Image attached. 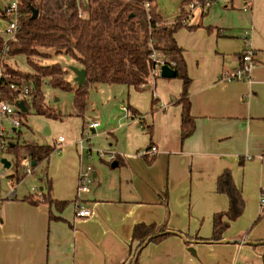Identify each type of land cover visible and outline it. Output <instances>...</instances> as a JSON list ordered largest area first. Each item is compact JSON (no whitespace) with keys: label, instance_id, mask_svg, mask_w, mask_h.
I'll return each mask as SVG.
<instances>
[{"label":"crops","instance_id":"0c3cea01","mask_svg":"<svg viewBox=\"0 0 264 264\" xmlns=\"http://www.w3.org/2000/svg\"><path fill=\"white\" fill-rule=\"evenodd\" d=\"M189 25L200 27L182 29L175 39L191 79L194 134L182 142V106L176 103L181 80L161 78L159 72L143 92L127 87L124 115L108 133L121 147L118 167L125 173L118 178L105 167L94 171L97 186L81 195L93 211L87 219L75 217L81 161L78 165L72 152L47 173L52 198L71 202L63 213H54L64 221H50L48 205L23 200L40 198L45 187L39 194L19 196L15 191L13 199L0 203V264H122L135 244V226L143 223L165 225L191 240L186 244L175 235L148 244L138 264H264V0H217L205 13L195 9ZM246 50L255 64L251 80H229ZM75 68L83 69L79 64ZM87 116L78 131L71 125L73 140L60 136L55 147L61 137L73 146L79 133L96 134L101 126L91 128L98 122ZM147 127H152L151 136ZM152 147L155 154L141 155ZM147 159L153 162L149 165ZM69 168L70 178H63L61 172ZM226 170L242 191L246 209L222 242L207 243L214 215L229 206L217 192V180Z\"/></svg>","mask_w":264,"mask_h":264},{"label":"trees","instance_id":"16d2710c","mask_svg":"<svg viewBox=\"0 0 264 264\" xmlns=\"http://www.w3.org/2000/svg\"><path fill=\"white\" fill-rule=\"evenodd\" d=\"M207 1L182 0L179 15L171 27L158 12L154 0H18L20 18L15 38L5 40L0 34V103L17 106L23 102L27 112L17 111L16 114L21 125L31 111L37 116L62 120L65 116L45 103L43 86L47 84L53 89L73 92L76 115L84 120L91 93L99 85H123L143 92L155 69L156 62L152 55L156 54L157 59L173 69L176 78L183 83L176 103L182 106L181 139L185 142L194 134L196 124L191 114V79L184 50L177 44L175 35L182 29L194 31L200 27L189 25L188 7L192 3L201 4L205 13L207 9L204 5ZM147 4H150L149 10L146 9ZM33 10L38 12L36 19L32 18ZM2 20L10 22L5 11L0 14V22ZM42 50H51L57 55L65 54L76 60L87 72L86 83L78 87L70 82L68 72L59 64H38L34 59L52 57ZM19 55L27 57L33 72H24L5 63L6 58ZM129 109L134 115L138 114L136 110ZM146 130L151 136L152 127ZM12 131L13 141L8 144L7 153L14 157L11 164V167L14 165V174L11 178H16L19 183L26 176L20 173L24 161H30L31 165L34 163V170L41 163L48 162L56 148L28 141L20 143L21 133L18 129ZM146 161L149 165L153 162L148 159ZM115 162L121 165L118 159ZM217 192L228 198L229 206L227 211L214 215L212 236L204 240L207 243L222 242L231 224L238 221L246 209L242 191L236 185L231 171L226 170L219 176ZM51 193L52 182L47 176L45 192L41 198L29 195L23 200L32 206L48 205L50 221H64L54 213H63L71 202L56 201ZM175 235H182L186 244L191 240L188 235L169 230L165 225L138 224L132 236L135 244L130 247L128 259L122 264H138V255L144 247L148 244L159 245Z\"/></svg>","mask_w":264,"mask_h":264},{"label":"rangeland","instance_id":"374dc122","mask_svg":"<svg viewBox=\"0 0 264 264\" xmlns=\"http://www.w3.org/2000/svg\"><path fill=\"white\" fill-rule=\"evenodd\" d=\"M85 1V0H84ZM14 0H0V14L5 11L6 7L11 5ZM182 0H154V4L158 8V12L164 16L165 20L174 21L175 18L179 15L181 8ZM190 4L188 7L189 16L188 22L193 18L194 8ZM2 25L0 26V33L4 31L7 27V23L2 20ZM168 26H173V23H167ZM42 52L50 53L52 57L49 58H36L34 59L38 64L42 66H50L53 64L61 65L64 70L68 72L67 78L70 82L75 84L73 79L74 72L73 68L77 67V61L65 54L57 55L54 51L51 50H42ZM5 63L12 68H18L24 72H33V68L29 65L27 57L24 55L15 56L12 58H6ZM0 70L2 67L0 66ZM160 79V78H159ZM179 80V79H178ZM180 81V80H179ZM43 93L45 96V103L54 109L56 112L65 116L62 120H53L46 117L37 116L30 112V115L26 119L22 120L21 127L18 128L21 136L19 138L20 143L28 141L31 143H36L39 145H53L55 146L57 139L60 136L68 137L69 141L73 140V131L71 125L74 129L78 131L82 126V120L76 115V109L74 106V93L66 92L62 90L53 89L47 84L43 86ZM127 87L123 85H99L91 93L90 102L87 108V118L92 121H97L98 125L101 128L92 134L90 131H87L84 135L78 134V137L75 139L73 146H70V142L67 141L63 144V147L55 150L51 156V165L48 162L41 163L36 167L30 174L26 173L24 166L20 169L21 174H26L25 178L18 183L17 179L12 177L14 174V165L9 170L4 169L2 165V160L7 159L11 164L14 162V157L7 153V148L0 151V177L4 173L6 177L0 178V196L6 198L13 190L20 196L23 193L39 194L41 193V187L46 188L47 183V173L50 171V168L54 169L59 166V162L64 160L70 152L72 156H76L77 163L80 162V150H79V141L83 140L86 146L91 148V156L88 157L85 151V158L83 159L82 166H90L93 171L102 172L104 167L107 170V174L113 175L115 177H121L125 173L124 167L112 168L111 164L114 162H109L107 159L102 160L99 154H105L106 157L109 154H114L115 157L117 154H121V147L115 142L114 138L109 135L110 129L113 128V125L117 124V120L121 118L123 112L121 111V106L127 101ZM2 122V123H1ZM3 125V126H2ZM1 126L4 128L5 137H7L6 143L9 144L12 142L13 129L11 123L5 117L0 116V131ZM7 135V136H6ZM72 148L70 150L69 148ZM57 148V146L55 147ZM142 155V153H141ZM117 158V157H116ZM70 170H63L61 173L64 174L63 178H70ZM79 172V170H78ZM62 176V175H61ZM94 180V179H93ZM10 181H13L14 186H11ZM96 181V180H95ZM98 181V180H97ZM95 182L89 185V190H93L94 186H97ZM78 186V182L76 181ZM76 186V192L77 187ZM82 196H85L82 194ZM41 198V197H40ZM39 198V199H40Z\"/></svg>","mask_w":264,"mask_h":264},{"label":"built area","instance_id":"2783aa9c","mask_svg":"<svg viewBox=\"0 0 264 264\" xmlns=\"http://www.w3.org/2000/svg\"><path fill=\"white\" fill-rule=\"evenodd\" d=\"M212 2L213 0H208L205 3L204 7L206 9H209L213 5ZM149 8H150V4H147L146 9L149 10ZM192 8H194V10L197 8H200L202 10V5L193 4ZM5 13L10 18V22L7 23V27L0 34L4 36L5 40H13L18 30V21L20 18V13L18 11V0H14V2L11 5L6 7ZM152 58L156 62L155 69L153 70V73H152V76H154L157 72L161 71V68L163 66H167V65L165 64L164 61L158 60L156 54H153ZM240 62H241L240 67L237 69V71H235L229 77V80L231 81H244V80L250 81L252 77V71L255 67V64L253 61V53L250 50L244 51V53L241 56ZM12 88H14V86H12ZM17 111H19L17 106H12L8 103H0V116L8 119L14 130H17L19 127H21L20 120L16 118ZM98 126L99 125L97 123H94L91 125V128L96 129ZM6 140H7V137H5L4 128H1L0 151L8 147ZM64 141L65 140L62 137L58 140L59 145H57L56 150L57 149L61 150V144H63ZM78 145H79V150H80L81 167L78 173V188H77V195H76V200H75V217L77 219H87V218L92 217L93 211L83 204L81 200V195L88 192L89 185L93 182V179H94V171L90 166H87L86 168L82 166L83 159L85 158V151H86L87 156L90 157L91 148L89 146H86L83 140L79 141ZM156 152H157V148L152 147L150 150L142 152V155L155 154ZM99 156L102 160L107 159L109 162H113L117 159L116 158L117 156L115 157L114 154H109V156L106 157V155L102 153V154H99ZM23 166L27 168L26 169L27 174H30L32 172V165L30 161L28 160L24 161ZM1 177H6V174L3 173ZM10 184L11 186H14V183H12V181H10ZM15 196H16L15 190H13L11 194H9L6 198H2L0 196V203L4 201L5 199H13ZM261 203L263 207L262 209L264 210V206H263L264 199L263 198L261 200Z\"/></svg>","mask_w":264,"mask_h":264},{"label":"water","instance_id":"95a60500","mask_svg":"<svg viewBox=\"0 0 264 264\" xmlns=\"http://www.w3.org/2000/svg\"><path fill=\"white\" fill-rule=\"evenodd\" d=\"M37 16H38V12L33 10L32 18L36 19ZM72 70H73L74 74L76 75L75 82H76L77 86L78 87L83 86L86 83V79H87L86 70L85 69L80 70L78 68H73ZM160 76H161V78H164V79H174V78H176V72L173 69H171L169 66H163L161 68V71H160ZM17 107H18L20 112H24V113L27 112V110L24 107L23 102L18 103ZM2 165L7 170H9L11 168V162H9L7 159L2 160ZM32 166H34V163L32 164ZM117 167H118V164L116 162L112 164L113 169L117 168Z\"/></svg>","mask_w":264,"mask_h":264}]
</instances>
